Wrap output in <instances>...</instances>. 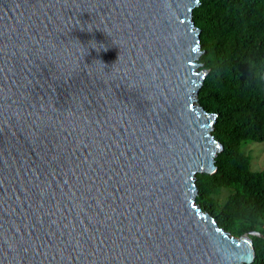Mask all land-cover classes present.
<instances>
[{
    "label": "water",
    "instance_id": "water-1",
    "mask_svg": "<svg viewBox=\"0 0 264 264\" xmlns=\"http://www.w3.org/2000/svg\"><path fill=\"white\" fill-rule=\"evenodd\" d=\"M200 0H0V264H253L198 204Z\"/></svg>",
    "mask_w": 264,
    "mask_h": 264
},
{
    "label": "trees",
    "instance_id": "trees-1",
    "mask_svg": "<svg viewBox=\"0 0 264 264\" xmlns=\"http://www.w3.org/2000/svg\"><path fill=\"white\" fill-rule=\"evenodd\" d=\"M194 12L209 70L199 103L218 115L214 136L223 145L216 174H199L198 204L236 237L248 231L264 264V172L251 170L242 145L264 142V0H200ZM232 190L222 208L214 197ZM229 190V191H230ZM257 225L262 229H257Z\"/></svg>",
    "mask_w": 264,
    "mask_h": 264
},
{
    "label": "rangeland",
    "instance_id": "rangeland-1",
    "mask_svg": "<svg viewBox=\"0 0 264 264\" xmlns=\"http://www.w3.org/2000/svg\"><path fill=\"white\" fill-rule=\"evenodd\" d=\"M201 69H206L204 66ZM244 153L251 159V170L253 172H264V142H257L249 140L242 145ZM230 190V189H229ZM222 190V192L214 197V202L217 208H222L232 190ZM199 200V196H198ZM257 229H262L260 225L256 226Z\"/></svg>",
    "mask_w": 264,
    "mask_h": 264
}]
</instances>
